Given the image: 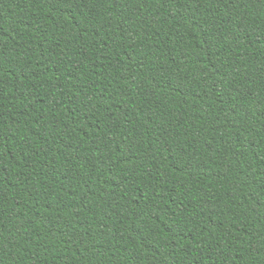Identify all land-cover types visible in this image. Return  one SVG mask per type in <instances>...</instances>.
Masks as SVG:
<instances>
[{
	"label": "trees",
	"instance_id": "1",
	"mask_svg": "<svg viewBox=\"0 0 264 264\" xmlns=\"http://www.w3.org/2000/svg\"><path fill=\"white\" fill-rule=\"evenodd\" d=\"M0 264H264V0H0Z\"/></svg>",
	"mask_w": 264,
	"mask_h": 264
}]
</instances>
